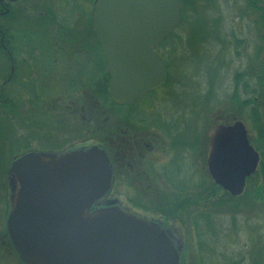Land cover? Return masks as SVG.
<instances>
[{"label":"water","instance_id":"1","mask_svg":"<svg viewBox=\"0 0 264 264\" xmlns=\"http://www.w3.org/2000/svg\"><path fill=\"white\" fill-rule=\"evenodd\" d=\"M180 21V0H95L91 27L104 52L114 104H129L166 83L167 70L155 50ZM0 44L6 49L3 35ZM209 141L211 179L239 196L260 160L244 124H221ZM8 174L5 225L23 264H180L178 250L157 226L118 208L92 211L112 180L110 162L96 146L29 152L11 163Z\"/></svg>","mask_w":264,"mask_h":264},{"label":"rangeland","instance_id":"2","mask_svg":"<svg viewBox=\"0 0 264 264\" xmlns=\"http://www.w3.org/2000/svg\"><path fill=\"white\" fill-rule=\"evenodd\" d=\"M70 1L51 0L53 13L39 11V9L47 4L43 0H32L31 5L35 7L33 6L29 14H26V9H23L22 6L17 7L16 16L18 26L24 29L28 39H31L29 44L26 43V49H23L17 58L19 62H22V66L25 67L26 65L23 62L26 58L25 50L27 53L30 49H34L39 53L42 49L48 47V49L53 50L50 52L52 54L71 56L75 52V54L78 53V55H81L79 45L82 44V37H91L89 29L85 25L77 27V29L73 30V35H70L77 42H71L72 44L64 43L62 46L56 42L57 37H60V33H67L60 26L61 24L67 23L75 27L76 24H81V22H87L89 20L90 12L87 10V5L84 8L85 4L82 5V0ZM217 6L218 14H221V17H223L222 32L226 33L232 28L239 38L247 41L248 48L244 57L241 58V61L237 62L234 59L235 57L230 56L226 52L223 58L225 63H227V65L225 64L227 68L223 67L219 71L220 76L214 77L212 72L210 74L207 73L202 61L185 54L183 44H174L172 45L171 55H169L172 83L165 91H161L158 94L162 98L166 94V91H168L171 97L160 102V105H157L152 99L148 98L143 101L142 105L137 106L138 112H140L141 108L149 109L151 104H154L156 109H164L165 107L172 109L175 112V118L180 117L181 119L193 120L189 123L192 130L190 132L191 134H194L193 126L196 122L201 124L200 126L197 125L201 128V132L207 134L208 138L212 131L221 125V121L217 119V115H220L223 108L230 106L226 99L233 92V77L235 71L244 70L247 67L248 63L246 60H249L253 56V50L260 44L258 37H262L263 39L264 36V27L254 24L255 20L258 21V18L250 17V21L245 15L244 9L239 8L232 1H229L228 6H226L223 0H217ZM233 18L234 20H231ZM86 32L88 34H83ZM27 44L30 46L28 47ZM74 46L76 47L75 51H73ZM262 49L263 61L264 46ZM84 50L87 53H91L89 52L91 51L90 43ZM35 53L37 54V52ZM3 58L0 56V63L5 68L2 61ZM35 77L38 80L37 73ZM209 82L212 86L208 84ZM2 84L3 82H0V87ZM37 86L40 87L39 82L36 84V90L41 96V100H38L40 102L31 104L34 101L30 102L26 98V105L23 107L22 112L28 113L34 111L31 115L33 118L41 117L40 119L43 122L53 124V128L47 130L36 127V129L26 130L17 127L15 121H12V125L15 128L13 139L18 144L10 145L12 151L2 158L0 164L1 169L8 168L9 171L10 165H8L9 159L7 158L11 153H16L20 149H22V152H25L26 147L30 150H39L41 147H44L45 150L60 147L61 149H78L82 147H86L85 149H87L92 145H97L96 142L91 140H82L87 137V129L82 122L83 119L91 114L89 112L91 111L90 108H86L85 110L79 109V113L73 112L74 110L69 113L64 111L58 112L54 107L60 104H67V101L60 99V101L56 102L57 98L54 96L56 92H53V89L46 92L42 91V89L40 90ZM32 88L30 85H26V89L21 88L20 90L16 83L10 87L13 92L26 91V94L33 90ZM240 97L242 100L245 99L243 94ZM62 101H65V103H62ZM91 101L92 99L89 102ZM49 102L51 104L55 102V104L51 105ZM170 104L171 106H169ZM44 105H46V109L48 108L47 112L49 115L41 113L40 108H44ZM245 112V109L241 111L240 115L242 118L239 121L244 124L248 132V140L252 142V140L250 141V138H252L250 129L244 120ZM250 144L252 145V143ZM205 175L207 176V185H212L213 180L209 178L207 171ZM249 178L250 180L248 182L246 181L244 190L239 196L233 197L227 193L233 198L230 206H223V198L227 195L225 191L217 187L218 192L216 194L212 193V200L209 203L206 202L207 215L195 220L189 218L187 221H184L183 227L178 224L172 226V231L170 232L172 235L171 239L179 252L180 264L182 259L185 264H195L198 259V250H200L203 258L211 264H224L231 260L238 261L240 258H244L243 264H264L263 178L257 170ZM209 187L210 189L214 188ZM186 226L191 227L192 236H186V228H188ZM14 260V256H12L11 260L8 259V262L3 255L0 256V264H12Z\"/></svg>","mask_w":264,"mask_h":264},{"label":"flooded vegetation","instance_id":"3","mask_svg":"<svg viewBox=\"0 0 264 264\" xmlns=\"http://www.w3.org/2000/svg\"><path fill=\"white\" fill-rule=\"evenodd\" d=\"M31 1L25 0L26 14H29L34 6L31 5ZM43 1L47 4L39 11L53 13L51 0ZM17 2L0 0V16L8 11L10 4ZM94 3L95 0H82V5L85 4L84 8L87 5V10L90 12L89 20L76 24L75 27L70 26V30L65 29L67 33H63L64 35L60 33V37L56 39L58 45L61 46L64 43L77 42L70 35H73L74 29L85 25L91 37H82V44L79 45L81 55L75 52L74 56L52 54L50 52L53 50L48 47L42 49V53L27 52L26 85H30L31 79H37L35 77L37 73L40 90L48 92L53 89L56 92L54 95L57 98L56 102L60 99L67 101V104L56 105L54 107L56 111L69 113L74 110L73 112L79 113V109L90 108L91 114L82 122L87 129V137L82 140L96 142L97 145L89 148L96 146L103 150L112 169L110 190L93 205L92 211L118 208L125 214L157 226L172 241L170 233L172 226L175 224L182 226L189 218L195 220L207 215L206 202L209 203L212 200V193L218 192L217 187L223 190L214 182L209 186L215 189H210L207 185L205 172L209 174L207 160L210 141L207 134L201 132L200 123L195 122L194 134H191L189 123L193 120L175 118V112L172 109L167 107L156 109L155 105L151 104L150 107L148 106L149 109L141 108L140 112L137 111V106L142 105L145 99L150 98L160 105V102L171 97L168 91L162 98L158 95L167 89L168 81L167 66L163 57L156 51L159 46L155 51L167 70V81L163 86L144 94L129 104L117 105L118 108L115 110L109 106L103 107L102 117H96L95 109H100V104L94 94H91L92 104L84 107V103H79V82H82L83 86L85 80L90 78L95 84V81H99L104 75L108 77L104 52L99 47L91 24H89ZM89 43L90 50H94L93 53H87L84 50ZM95 43L102 54H96ZM75 49L74 46L73 51ZM11 58L14 67L13 57ZM7 59L11 67L9 55ZM108 82L109 77L107 81L109 96ZM70 85L71 88H69ZM68 88L71 97L64 95L65 89ZM54 104L55 102L51 105ZM46 105L40 109L44 110V114L49 115L48 108H45ZM99 114L97 113V116ZM95 135L100 137L101 142L94 140ZM82 148L64 149L60 154L73 150H86V147ZM208 176L211 178L210 175ZM186 227H188L186 236H192L191 227Z\"/></svg>","mask_w":264,"mask_h":264},{"label":"trees","instance_id":"4","mask_svg":"<svg viewBox=\"0 0 264 264\" xmlns=\"http://www.w3.org/2000/svg\"><path fill=\"white\" fill-rule=\"evenodd\" d=\"M223 1L226 6H228L229 1H232L239 6V8L244 9L243 11L250 21V17L258 18V21H253L256 26L262 25L264 27V0ZM18 6H22L23 9H26L25 0L10 4L8 6V11L0 16V37L3 35V43L6 48L4 49L0 44V56L4 57L2 61L5 67L3 68L0 63V82H3L0 87V164L2 158L12 151L10 145H14L15 143L18 144V142L13 139L15 128L12 125V121H15L17 127L26 130L32 128L36 129V127L47 130L53 128V124L43 122L40 119L41 117L33 118L31 115L34 111L28 113L22 112L23 107L26 105V98L27 100H30V102L34 101L31 102V104L39 103L40 101L38 100H41V96L36 90V84L38 83L37 79L30 80V86L33 87V90L27 92V94L26 91L13 92L10 89L14 83L17 84L18 89H26V65L25 67L22 66V62H19L17 58L23 49H26V43H30L31 41V39H28L26 36V31L18 26L19 24L16 16ZM180 16L181 21L179 26L156 50L157 53L163 57L167 66L168 81L166 83V88L172 83L169 55H171L173 49L172 45L174 44H183L185 47V54L202 61L207 73L210 74V72H212L214 77L220 76L219 71H221L223 67L227 68V63H225L223 58L225 57L224 54H226V52L227 54H230V56L232 55L235 57L234 59L237 62H240L241 58L246 54L248 45L245 39L239 38L232 28L226 33L222 32L223 17H221V14H218L217 0H180ZM231 20H234V18ZM89 24H91V22H89ZM60 26L64 30L71 29L70 24L67 23H63V25L61 24ZM258 42L260 44H258L253 50V56L249 60H246L248 63L247 67L244 70L235 71L233 77V92L226 99L230 106L223 108L220 115H217V119L221 121V124H232L234 121L241 120L242 116L240 113L245 109L244 120L250 129V134L252 135V138H250V141L252 140V142L250 143H252V146L259 154L260 160L257 171L262 175L264 191V59L262 61L264 36L263 39L262 37H258ZM95 45L97 48L96 54H102L97 43H95ZM15 47L17 48L15 49ZM7 51L11 54L14 60L15 71L11 77ZM29 52L38 53V51L34 49H30ZM90 52L93 53L94 50L91 49ZM163 52H165V54H163ZM39 53L42 52L40 51ZM23 62L26 63V58ZM208 76L210 77V75ZM8 78L9 81L6 82ZM107 81L108 77L104 75L99 81H95V84L90 78L85 80L83 86L82 82H79L78 84L79 103H84V107L92 104V101L89 102L92 99L91 94H94L99 101L100 109H95L96 117H102L101 110L103 107L109 106L113 110L118 108L108 96ZM208 84L212 86L210 82ZM37 87L39 88V86ZM69 88H71V85ZM69 88L65 89L64 95L71 97ZM53 92H55V90H53ZM241 94L245 96V99L242 100L240 97ZM209 95L210 93L208 94V99ZM41 113L43 114L44 110L41 111ZM97 113L100 114L97 116ZM96 132L97 131L94 129V133ZM99 138V136L95 135L94 140L101 142ZM25 149V152H22V149H20L16 153H11L7 158L9 159L8 165H11L12 161L18 157L31 151L55 154H60L64 151L61 147L56 149L50 148L49 150H45L44 147H41L39 150H30L28 147ZM249 180L250 178L247 179V182ZM8 182V168L1 169L0 167V215L2 216L0 218V256L3 255L4 258L7 259V262L8 259L11 260L12 256H14L15 260L12 264H23L13 248L4 222L10 209ZM226 195L227 196L223 198L222 203L224 207L225 205L230 206L231 201L233 200L227 192ZM198 252V259L196 258L197 261L195 264H211L203 258L200 254V250H198ZM243 263L244 258H240L238 261L231 260L224 264ZM181 264H185L183 259Z\"/></svg>","mask_w":264,"mask_h":264}]
</instances>
